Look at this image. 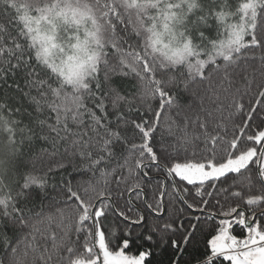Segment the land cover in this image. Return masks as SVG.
<instances>
[{
  "label": "snow or ice",
  "instance_id": "snow-or-ice-1",
  "mask_svg": "<svg viewBox=\"0 0 264 264\" xmlns=\"http://www.w3.org/2000/svg\"><path fill=\"white\" fill-rule=\"evenodd\" d=\"M237 78L258 89L243 126ZM262 103L264 0H0V264H151L158 229L136 231L146 217L129 201L160 216L169 196L199 213L160 229L179 233L165 242L180 255L203 232L199 264H264V130L244 135ZM253 164L261 194L233 206ZM69 166L90 178L37 210V189Z\"/></svg>",
  "mask_w": 264,
  "mask_h": 264
},
{
  "label": "trees",
  "instance_id": "trees-1",
  "mask_svg": "<svg viewBox=\"0 0 264 264\" xmlns=\"http://www.w3.org/2000/svg\"><path fill=\"white\" fill-rule=\"evenodd\" d=\"M238 2V0H232V3L235 5ZM252 66L256 67L258 65V61H252ZM238 79V87H240L241 94H242V103L245 105V110L241 113L236 114L233 117V122L235 124H238L240 126H243V121L247 119V111L250 109V107L255 103V94L257 93L258 89L255 85L250 90H245V86L242 82H239ZM257 82H259V76L256 77ZM120 81H117L119 83ZM124 87L127 89L128 92H134L135 89L132 88V84L135 83V81L128 80L124 81ZM181 107L187 106L188 104L192 103V98L188 93H181L180 96L177 98L176 101ZM140 102L137 101V104ZM152 109H158L159 107V101L157 100H148L144 102L143 107H141V111L145 112L148 108ZM258 111L253 113V118L248 122V127L245 129V137L247 135H255L258 131L264 130V103L257 106ZM175 109L172 110V115H175ZM147 118H151V112H148ZM165 137H167V133H163ZM238 134V133H237ZM161 135V132L157 133V138L159 139ZM138 139V138H137ZM0 140H2V137H0ZM256 146L259 147L252 142L245 141V144L243 147H251ZM42 147H48L47 144L42 143H34L32 145V152L38 153L39 150ZM61 151H63V148H61ZM29 155L27 148L25 149V156L27 157ZM184 154L181 153V162L183 161ZM82 162L77 159L74 161L75 165H80ZM256 165H252V171H251V177L253 181V185L251 189L237 185L232 190L233 191H241L242 198H232L229 202L235 206V204H240L241 207H245L244 200L250 196V195H259L261 194V187L258 181V177L256 174ZM37 175H42V172H37ZM154 177L153 181L145 183H151L152 190H155L157 188V185L155 183L156 179H162L164 176L163 172L157 173L155 169L152 170L150 173ZM90 178V174L80 175L77 170L74 169V167L69 166L63 171H56L52 175L48 177V185L46 188V194L45 192H40L39 189L37 191L39 192V195L33 196V203L37 206V210H39L40 205L43 204L45 211H48V208L50 205L56 206L57 201L59 199L63 198V193L61 191V186L66 181H71L73 186L76 185L77 182L81 180H87ZM177 180L179 178H176ZM22 182V181H21ZM186 185V182L179 185L180 187H183ZM55 186V187H54ZM169 193L173 192V189L171 187V183H169L168 187ZM152 192H149V196L151 197ZM149 202H154L152 199H149ZM223 202V201H222ZM139 205V211L142 212L146 217L145 222V229H137L136 231H144L145 235L148 234L147 229H150L151 227H156L158 229L157 234L153 236V240L148 243H144L145 248H150L152 252L154 253L153 256L150 257L151 264H172V262L176 259L177 255H180L175 249L171 247L170 242L166 243L165 241H168L169 237L175 239L178 237L179 233L176 235H173L171 232L164 233L163 231H160L162 228V225L165 222L172 223L175 221L177 224L181 219H184V216H191V215H199V213H192L190 212L185 205L181 204L178 199H175L172 196H169L165 200V208L160 216L154 215L149 210L145 209L143 205L139 204V201L136 200L134 197L129 201V206L135 211L137 209V206ZM120 206H124V201H120ZM228 205L226 204L225 207ZM181 209L184 210L183 216L181 215ZM185 228L188 227V221H184ZM121 220L117 219L116 217H113L111 214H109L108 221H106V227L111 229H119L121 227ZM205 231H207L208 225H203ZM161 236L164 237V239H161ZM205 235L203 232H198L196 238L192 241L191 244L186 246V251L183 252L182 255H180L179 264H199V262L203 259V254L205 252ZM143 243V242H142ZM216 264H228L227 261H223L222 258H217Z\"/></svg>",
  "mask_w": 264,
  "mask_h": 264
}]
</instances>
